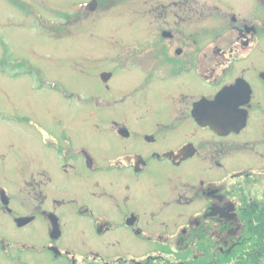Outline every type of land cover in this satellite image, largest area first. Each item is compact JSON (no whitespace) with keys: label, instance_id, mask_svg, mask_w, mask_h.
<instances>
[{"label":"flooded vegetation","instance_id":"1","mask_svg":"<svg viewBox=\"0 0 264 264\" xmlns=\"http://www.w3.org/2000/svg\"><path fill=\"white\" fill-rule=\"evenodd\" d=\"M60 10L61 19L33 15L53 30L77 19L80 34L94 33L82 61H99L79 69L82 92L47 84L78 120L33 123L47 153L0 184V234L32 235V264H179L189 246L192 261L200 248L237 247L244 219L264 206V0H74ZM90 13L113 15L103 23L127 37L99 35L101 18L83 20ZM88 102L102 110L86 114ZM170 227L185 248L163 253Z\"/></svg>","mask_w":264,"mask_h":264},{"label":"rangeland","instance_id":"2","mask_svg":"<svg viewBox=\"0 0 264 264\" xmlns=\"http://www.w3.org/2000/svg\"><path fill=\"white\" fill-rule=\"evenodd\" d=\"M72 1L74 0L67 2L66 0H0V184L9 185V179L18 178L16 176L18 169H30V166L41 157L43 152L47 153L45 150L42 151L36 143L34 137H39V134L35 131L33 123L49 129L53 118L59 119L57 116L61 117L59 120H69V115L75 116L74 121L78 120L79 112L74 107H70L68 105L70 101L60 95L64 96V92L59 89L58 94L56 90L49 89L47 84L51 80H57L67 89H78L81 92L86 90V86L83 84H87V82L82 81L79 69H83V73H85L87 70L84 68L91 69L98 64L99 60L90 54L85 56L92 57L87 60L92 63L82 61L84 53L92 48L90 42L94 33L80 34L78 25H73L77 19L71 22L70 26L55 27L53 30V27L46 25L47 22H42L38 16L33 15L36 14L43 18L45 16L46 19L50 16L55 19L64 18L65 11L60 9H64L65 4L68 5ZM137 1L141 0H134V2ZM89 15L83 20L91 19L93 16H96L97 20L101 18L100 24L103 27H101L99 35L114 34L119 37H127L129 31L126 26L103 23L105 19L113 15L93 13ZM127 17L120 18L127 19ZM68 30L72 36H82L80 38H65L64 36L69 35ZM95 67L98 70L101 69L100 66ZM120 73L123 72L120 71ZM90 84V89L96 87L94 82H90ZM81 95L86 96L87 94ZM91 103L88 102L90 106L86 107V114L94 115L102 110V106L95 107ZM106 113L111 114L110 108H106ZM67 129L69 130V127ZM76 131L79 134L84 132L82 129ZM67 132L74 133L75 131L71 128ZM255 159L246 158L247 162L252 163ZM193 173L194 170H190L188 176ZM25 177L27 179L30 176L26 174ZM18 183L21 186L19 188L24 187L23 183L20 181ZM20 190L18 189L15 194L24 196L27 193L25 188ZM19 200L29 205L25 198ZM29 211V208L25 210V212ZM4 219L0 226L4 223ZM235 226L239 227L237 223ZM217 227H219L218 223L214 221L211 229L212 234H218ZM177 229L179 227L168 228L167 232L173 233V235H166L171 239V246L160 249V251L169 253L174 249L176 252L177 246L185 248L183 243L178 241L180 239H176L177 235L174 232ZM181 231H184V228ZM33 234L35 235V233ZM31 239H33L32 235H20L12 232L0 234V245H5L8 250L6 256L2 255L0 250V264L10 263L17 255L23 256L29 261V264H32V260L36 256L32 251L33 243L31 241L34 240ZM189 249L191 250V246L183 250L185 252L177 253L182 257L179 264L190 263V257L186 256ZM121 250H129L121 253L135 254V257L143 255L142 249L135 246H122ZM149 252L155 254L156 250ZM40 260L50 262L46 257H41ZM40 260L35 263L39 264Z\"/></svg>","mask_w":264,"mask_h":264},{"label":"trees","instance_id":"3","mask_svg":"<svg viewBox=\"0 0 264 264\" xmlns=\"http://www.w3.org/2000/svg\"><path fill=\"white\" fill-rule=\"evenodd\" d=\"M24 7L23 4H21ZM255 213L256 216L244 219L246 232L239 245L229 252L203 249L199 256L192 261V252L187 250L190 257L189 264H264V206ZM185 252V251H183ZM184 259V258H183ZM174 264L173 259L171 260ZM151 264H168L164 260H157Z\"/></svg>","mask_w":264,"mask_h":264},{"label":"water","instance_id":"4","mask_svg":"<svg viewBox=\"0 0 264 264\" xmlns=\"http://www.w3.org/2000/svg\"><path fill=\"white\" fill-rule=\"evenodd\" d=\"M224 94H226V90L221 91V92L218 94V97L216 98V100H217V101H218V100H222ZM234 106H236V105H232V107H234ZM18 220H23V221H24L25 219H18Z\"/></svg>","mask_w":264,"mask_h":264}]
</instances>
